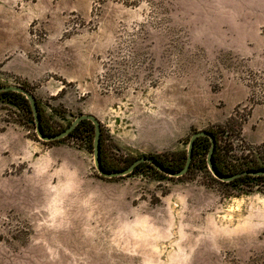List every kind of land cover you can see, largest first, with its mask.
<instances>
[{
  "label": "rangeland",
  "instance_id": "1",
  "mask_svg": "<svg viewBox=\"0 0 264 264\" xmlns=\"http://www.w3.org/2000/svg\"><path fill=\"white\" fill-rule=\"evenodd\" d=\"M0 83L60 127L95 115L121 166L238 111L236 159L264 166V0H0ZM93 137L46 143L0 97V264H264V180L105 178Z\"/></svg>",
  "mask_w": 264,
  "mask_h": 264
},
{
  "label": "trees",
  "instance_id": "2",
  "mask_svg": "<svg viewBox=\"0 0 264 264\" xmlns=\"http://www.w3.org/2000/svg\"><path fill=\"white\" fill-rule=\"evenodd\" d=\"M0 85H3V84L0 83ZM21 86L31 92V90L26 85L22 84ZM0 97L7 99L9 102L13 103L14 105L25 109L29 114L30 121L35 125V119L33 116V112L31 110L30 103L23 94L14 92V91H5V92H0ZM37 103H38V109L40 112L42 130L45 134H50V135L57 134V133L62 132L68 127L67 126L63 128L55 124L52 118L42 108L38 99H37ZM239 113L240 112L236 111V113L230 116L224 124L213 125L210 128L206 129V131L213 134L216 139V149L214 151V166L220 175H232L237 172L244 171V170L264 169V166H259L258 164H250L249 162H246V160H244L243 158L241 160H239L240 158L236 159V156L234 154L235 146H236V143L239 141L244 142L242 138L243 125L248 120L247 116H243ZM82 130L84 131L90 130L93 133L94 135L93 145H94L95 127L93 123L89 120L81 121L80 124L66 138L60 141H63L69 137L81 134ZM60 141H54V142H60ZM54 142H46V143H54ZM211 145H212L211 140L208 137H199L196 139L195 146H194V153H193V161H192L190 170L196 165L197 162L202 163L205 167L208 168L207 157H208ZM93 149H94V146H93ZM249 155L254 156V154L250 151L248 152L247 156ZM151 156H154L155 159L163 167L169 170H172V171H179L186 164L187 151H181V152H175V153H164V154H151ZM110 158L111 157L108 156V154L105 152L104 136H103V130H102L101 163L105 170L115 171V170H121V169L127 168L138 157L127 156L123 162L124 163L123 166H121L120 164H116V163L111 164ZM144 166H149L152 169H154L157 173L166 175L165 173L159 171L151 163H148V162L139 164L135 168L134 172L131 173L130 175L136 174ZM250 180H264V175L262 176L245 175L231 182H222L220 180L219 181L225 185L236 186L241 183L250 182ZM262 192L264 193V191Z\"/></svg>",
  "mask_w": 264,
  "mask_h": 264
},
{
  "label": "water",
  "instance_id": "3",
  "mask_svg": "<svg viewBox=\"0 0 264 264\" xmlns=\"http://www.w3.org/2000/svg\"><path fill=\"white\" fill-rule=\"evenodd\" d=\"M5 91H14L23 94L27 100L30 103L31 110L33 112V116L35 119V132L38 136V138L44 142H54V141H60L64 138H66L83 120H89L93 123L95 127V138H94V149H93V156H94V164L96 167V170L98 173L105 178H117V177H124L128 176L131 173L134 172L135 168L141 164V163H151L155 168H157L159 171L165 173L168 176L171 177H182L186 175L190 168L191 164L193 161V153H194V146H195V141L199 137H208L211 140V148L207 157V163H208V168L213 174L215 178L222 182H231L237 178H240L245 175H255V176H262L264 175V169L262 170H244L241 172H237L232 175H220L215 166H214V151L216 149V139L213 134L206 130H199L194 132L191 135V138L188 143V148H187V160L185 166L179 170V171H172L169 170L165 167H163L156 159L154 156L147 155V156H140L136 158V160L127 168L121 169V170H115V171H107L103 168L102 163H101V137H102V125L100 120L93 114H81L77 116L71 124L62 132L57 133V134H45L42 130L41 126V118H40V112L38 109V103L37 99L34 96L32 92L29 90L25 89L22 86L19 85H0V92H5Z\"/></svg>",
  "mask_w": 264,
  "mask_h": 264
},
{
  "label": "crops",
  "instance_id": "4",
  "mask_svg": "<svg viewBox=\"0 0 264 264\" xmlns=\"http://www.w3.org/2000/svg\"><path fill=\"white\" fill-rule=\"evenodd\" d=\"M60 89H61V87L58 88V90H60Z\"/></svg>",
  "mask_w": 264,
  "mask_h": 264
}]
</instances>
